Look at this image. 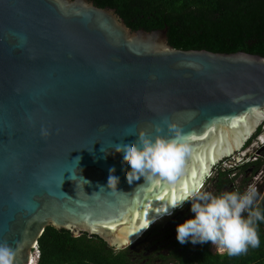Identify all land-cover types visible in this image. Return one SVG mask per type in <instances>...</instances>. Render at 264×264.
<instances>
[{"label":"water","instance_id":"1","mask_svg":"<svg viewBox=\"0 0 264 264\" xmlns=\"http://www.w3.org/2000/svg\"><path fill=\"white\" fill-rule=\"evenodd\" d=\"M263 123L261 56L174 49L167 28L132 31L89 0H0V246L14 264H32L47 227L133 247ZM169 125L195 137L183 173L129 185L115 147L157 126L173 138Z\"/></svg>","mask_w":264,"mask_h":264},{"label":"trees","instance_id":"2","mask_svg":"<svg viewBox=\"0 0 264 264\" xmlns=\"http://www.w3.org/2000/svg\"><path fill=\"white\" fill-rule=\"evenodd\" d=\"M89 1L99 8L115 10L132 31L167 28V41L174 49L244 52L264 58V0ZM261 212L264 214V210ZM164 226L153 225L133 248L120 251L97 236L82 234L74 238L68 231L47 227L38 240L37 264H154L144 255L147 249L137 250L161 235ZM258 235L260 247H250L238 256L213 253L210 242L180 245L176 241L169 256L160 254L157 258L172 264H264V222H258Z\"/></svg>","mask_w":264,"mask_h":264},{"label":"clouds","instance_id":"3","mask_svg":"<svg viewBox=\"0 0 264 264\" xmlns=\"http://www.w3.org/2000/svg\"><path fill=\"white\" fill-rule=\"evenodd\" d=\"M168 127L175 130L173 138H166L161 134L163 129L157 126L154 136L143 130L133 132L135 140L125 139L115 147L129 165L125 173L129 185L141 178L149 182L154 178L171 182L183 173L186 159L191 153L190 138L175 125ZM114 171L109 170L108 185H115L117 177L110 175ZM203 189L204 186L200 185L198 189L186 191L183 196L173 197L161 209L157 218L171 216L175 210H183L186 203L190 204L189 211L193 215L176 225V241L180 245L210 242L220 253L226 252L229 256L246 254L250 247H260L258 222H264V214L253 209L256 188L250 186L243 193L224 192L220 195H213ZM15 255L7 245L0 246V264H14Z\"/></svg>","mask_w":264,"mask_h":264},{"label":"flooded vegetation","instance_id":"4","mask_svg":"<svg viewBox=\"0 0 264 264\" xmlns=\"http://www.w3.org/2000/svg\"><path fill=\"white\" fill-rule=\"evenodd\" d=\"M242 151L247 152L239 158L237 155L228 158L220 164L221 167L218 166L213 169L211 172L213 176L206 180L207 188L204 191L213 195H220L224 192L243 193L252 186L257 190L253 209L264 210V123L255 133V136L243 147ZM189 209L190 204L186 203L183 210L179 209L170 218L165 219L166 221L163 223L165 226L161 229V235L154 236L145 247H138L137 252L147 249L144 255L148 257V260H152L153 263L157 262L156 264H172L165 263L163 259H159L157 256L160 254L170 255V251L174 247L173 244L176 242V225L190 219L193 215Z\"/></svg>","mask_w":264,"mask_h":264},{"label":"rangeland","instance_id":"5","mask_svg":"<svg viewBox=\"0 0 264 264\" xmlns=\"http://www.w3.org/2000/svg\"><path fill=\"white\" fill-rule=\"evenodd\" d=\"M254 136H255V135H254ZM254 136H253V137H254ZM253 137H252V138H253ZM252 138H251V139H252ZM250 148H251V147H250ZM246 152H247V151L239 152L238 155H237L238 158H239V157H242V155H245ZM239 154H240V155H239ZM235 156H236V155H235ZM216 167H217V166H216ZM219 167H221V165H220ZM212 176H213V174H212V175L210 174V175L208 176V179H207V180L211 179ZM205 188H207V183H206V181L204 182V189H203V190H205ZM165 221H166V220L164 219V220H161V221L157 222L156 224H163ZM210 250H211L213 253L218 251L213 245L210 246ZM218 252H219V251H218ZM156 263H157V262H156ZM156 263H154V264H156Z\"/></svg>","mask_w":264,"mask_h":264},{"label":"built area","instance_id":"6","mask_svg":"<svg viewBox=\"0 0 264 264\" xmlns=\"http://www.w3.org/2000/svg\"><path fill=\"white\" fill-rule=\"evenodd\" d=\"M221 163H224V162H221ZM220 163V164H221ZM219 164V165H220ZM217 165V166H219ZM33 264H37L38 263V260H39V250H38V245H36L34 248H33Z\"/></svg>","mask_w":264,"mask_h":264},{"label":"snow or ice","instance_id":"7","mask_svg":"<svg viewBox=\"0 0 264 264\" xmlns=\"http://www.w3.org/2000/svg\"><path fill=\"white\" fill-rule=\"evenodd\" d=\"M190 139H195V137H189ZM183 196V195H182ZM145 225L141 224V227H144ZM126 242V241H125Z\"/></svg>","mask_w":264,"mask_h":264},{"label":"bare ground","instance_id":"8","mask_svg":"<svg viewBox=\"0 0 264 264\" xmlns=\"http://www.w3.org/2000/svg\"><path fill=\"white\" fill-rule=\"evenodd\" d=\"M239 149H240V148H239ZM239 149H238V150H239ZM32 264H33V261H32Z\"/></svg>","mask_w":264,"mask_h":264}]
</instances>
